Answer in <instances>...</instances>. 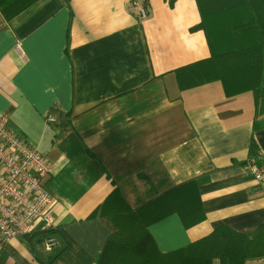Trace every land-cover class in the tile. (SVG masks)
<instances>
[{
	"label": "crops",
	"instance_id": "1",
	"mask_svg": "<svg viewBox=\"0 0 264 264\" xmlns=\"http://www.w3.org/2000/svg\"><path fill=\"white\" fill-rule=\"evenodd\" d=\"M145 1V19L130 0H35L11 19L0 11V115L52 164L43 182L55 243L17 236L0 264H46L58 250L50 264H97L117 227L94 212L115 188L136 208L196 180L202 221L186 226L171 213L147 227L162 253L219 225L251 233L264 224V66L256 92H232L216 76L181 90L174 70L211 57L194 28L198 4ZM250 151L260 180L245 164Z\"/></svg>",
	"mask_w": 264,
	"mask_h": 264
},
{
	"label": "trees",
	"instance_id": "2",
	"mask_svg": "<svg viewBox=\"0 0 264 264\" xmlns=\"http://www.w3.org/2000/svg\"><path fill=\"white\" fill-rule=\"evenodd\" d=\"M35 0H0V11L11 19ZM201 19L194 26L202 29L211 49V57L175 69L181 90L197 87L221 78L232 92L257 91L264 66V0H196ZM225 47L218 52L217 45ZM215 72L217 74L215 75ZM248 78L242 84L239 78ZM234 79L236 84H233ZM263 167L258 155L250 151L246 161ZM108 217L117 227L111 234L97 264H210L213 257L221 264H246L264 257V224L251 233L237 232L219 225L211 233L187 246L162 253L148 232V225L164 216L177 213L184 225L192 226L205 218L196 180L190 179L171 187L136 208H131L118 188L99 205L94 214ZM53 227L27 234L38 243L51 238ZM59 250L48 258L50 264Z\"/></svg>",
	"mask_w": 264,
	"mask_h": 264
},
{
	"label": "built area",
	"instance_id": "3",
	"mask_svg": "<svg viewBox=\"0 0 264 264\" xmlns=\"http://www.w3.org/2000/svg\"><path fill=\"white\" fill-rule=\"evenodd\" d=\"M129 5L140 19L148 17L145 0H130ZM48 120L54 119L48 115ZM248 169L255 178L263 177V167L251 163ZM51 171L47 157L19 138L0 115V249L11 239L38 227L54 226L49 212L52 197L43 182ZM54 245L52 238L45 240V249Z\"/></svg>",
	"mask_w": 264,
	"mask_h": 264
}]
</instances>
